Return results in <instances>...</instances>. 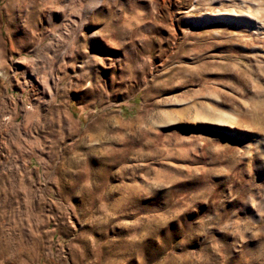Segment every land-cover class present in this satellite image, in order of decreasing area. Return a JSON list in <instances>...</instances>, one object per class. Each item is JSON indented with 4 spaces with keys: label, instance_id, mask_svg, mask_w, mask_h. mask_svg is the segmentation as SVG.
Here are the masks:
<instances>
[{
    "label": "rangeland",
    "instance_id": "rangeland-1",
    "mask_svg": "<svg viewBox=\"0 0 264 264\" xmlns=\"http://www.w3.org/2000/svg\"><path fill=\"white\" fill-rule=\"evenodd\" d=\"M91 2L0 0V264H264V0Z\"/></svg>",
    "mask_w": 264,
    "mask_h": 264
},
{
    "label": "bare ground",
    "instance_id": "bare-ground-1",
    "mask_svg": "<svg viewBox=\"0 0 264 264\" xmlns=\"http://www.w3.org/2000/svg\"><path fill=\"white\" fill-rule=\"evenodd\" d=\"M102 0H92L91 2V8L98 5ZM190 20H197V21H202V22H210V21H223L227 23H232L235 22L237 24H241L243 26L247 27H254L256 25V21L248 17L245 14H234V13H203L201 15H198V17H195V19H190ZM254 30V29H253Z\"/></svg>",
    "mask_w": 264,
    "mask_h": 264
}]
</instances>
